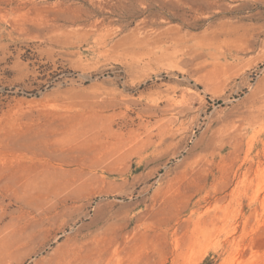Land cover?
<instances>
[{
    "label": "rangeland",
    "instance_id": "1",
    "mask_svg": "<svg viewBox=\"0 0 264 264\" xmlns=\"http://www.w3.org/2000/svg\"><path fill=\"white\" fill-rule=\"evenodd\" d=\"M0 264H264V0H0Z\"/></svg>",
    "mask_w": 264,
    "mask_h": 264
}]
</instances>
